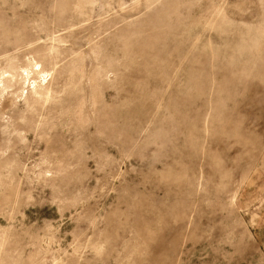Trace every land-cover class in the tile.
I'll return each mask as SVG.
<instances>
[{"label":"rangeland","instance_id":"374dc122","mask_svg":"<svg viewBox=\"0 0 264 264\" xmlns=\"http://www.w3.org/2000/svg\"><path fill=\"white\" fill-rule=\"evenodd\" d=\"M0 264H264V0H0Z\"/></svg>","mask_w":264,"mask_h":264}]
</instances>
